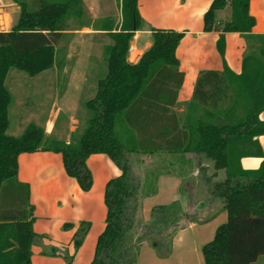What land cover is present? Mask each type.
<instances>
[{"label": "trees", "instance_id": "16d2710c", "mask_svg": "<svg viewBox=\"0 0 264 264\" xmlns=\"http://www.w3.org/2000/svg\"><path fill=\"white\" fill-rule=\"evenodd\" d=\"M14 1L21 5L20 18L11 30H0V264H31L37 236L34 206L29 203V185L18 179V158L21 153L40 150L62 153L67 174L84 191L93 186L87 165L92 154L105 153L120 167L122 174L106 187L107 225L90 264H137L147 232L134 238L131 235L138 209L144 206L142 198L150 193L142 190L143 178L133 170L131 151L141 150L138 146L127 148L116 127L139 102L176 103L184 80L176 50L184 32L152 28V47L138 63H132L128 59L130 42L144 28V19L138 0H118L121 23L116 24L112 17L100 20V29L106 30L114 43L104 49L108 73L99 80L96 96L87 102L89 115L84 131L67 143L31 123L22 135L13 136L7 132L13 100L7 85L11 70L34 77L63 67L65 60L58 54L60 41L69 33L67 21L72 11L79 17L84 14L83 0ZM227 8L230 17L219 19V13ZM255 25L250 0H214L204 16L205 31L220 32L218 49L224 58L226 33L239 32L247 41L242 72L231 71L226 61L223 71H202L188 106L191 111L199 107L205 110L191 133H185L186 137L191 135L192 149L211 160L217 171H224L222 181H209L210 192L220 199L228 219L218 227L214 239L203 246L205 264H252L264 255V159L257 170H247L242 165L246 156L264 158L257 139L264 135L260 118L264 111V34H255ZM169 87L174 96L168 102ZM4 198L11 203L5 204ZM12 203L21 206L12 208ZM162 207L152 209L153 216L162 215L156 224L166 221L174 206ZM88 229L89 224H85L77 231L76 249Z\"/></svg>", "mask_w": 264, "mask_h": 264}, {"label": "crops", "instance_id": "0c3cea01", "mask_svg": "<svg viewBox=\"0 0 264 264\" xmlns=\"http://www.w3.org/2000/svg\"><path fill=\"white\" fill-rule=\"evenodd\" d=\"M0 1L9 5L11 0ZM213 1L138 0L144 28L138 30L130 42V62L138 63L152 47V28L184 32L176 50L179 69L184 74L176 103L171 106L164 101H154L153 104L151 101L139 102L129 117H125L116 127L118 136L127 148L138 146L141 150L131 151L134 172L140 176L145 172L157 176L153 183L146 180V174L142 177V190L154 185L151 188L153 193L143 199L144 209L150 202L153 208L165 199L168 204L180 201L183 206L194 208L199 200L204 211L215 207L218 199L210 192L209 180L222 181L224 171H217L211 160L194 151L191 135L186 137L185 134L191 133L196 119L205 110L199 107L191 111L188 106L202 71H223L226 61L231 71L236 74L242 72L247 41L239 32L226 33L225 58L221 55L218 49L220 32L204 29V16ZM83 3H86L95 19L114 15L119 10L116 0H83ZM230 14L227 8L218 17L228 19ZM250 14L256 18L253 32L264 34V0H250ZM100 28L84 25L71 31L73 53L71 58H66L61 73V78L67 84L61 87L62 92L56 101L58 109L66 112L70 119L61 139L67 143L79 128L81 118L87 117V102L96 96L99 80L108 73L104 49L114 41L106 30ZM167 92L168 102L172 101L174 90L169 87ZM166 108L171 110L167 111ZM260 118L264 122V111ZM49 125L47 132L51 131ZM257 139L264 155V135ZM263 159L257 156L243 157V168L257 170ZM18 161V179L29 185V203L34 206V231L37 236L32 246L31 264H90L98 239L107 225L106 187L110 180L122 174L120 167L105 153L92 154L87 165L93 175V186L91 190L84 191L78 181L67 174L62 153L51 150L25 152L19 155ZM212 211L204 221L195 219L194 223L189 222L179 230L174 247L181 245L187 229L214 221L219 224L227 221L228 214L222 210L221 201L220 208ZM65 224L69 226L65 227ZM85 224H89V229L82 245L76 249L75 235ZM140 261L142 263L139 259L137 264ZM260 261H264V255L252 264H259Z\"/></svg>", "mask_w": 264, "mask_h": 264}, {"label": "rangeland", "instance_id": "374dc122", "mask_svg": "<svg viewBox=\"0 0 264 264\" xmlns=\"http://www.w3.org/2000/svg\"><path fill=\"white\" fill-rule=\"evenodd\" d=\"M116 4L119 8L118 13L115 12L114 15L108 17H112L116 24H120L122 14L118 0H116ZM21 9V5L14 0L9 1V5L5 1H0V30H11L20 18ZM83 11L82 17L76 15V11H72L67 21L69 33L59 43L60 52L58 58L64 59L65 64L66 58H71L73 53V33L71 31L77 30L86 24L97 27L101 24V19H95L88 11L86 3H83ZM62 70L63 67L57 66L34 77L17 69L11 70L7 78V85L13 95L12 105L9 110L10 125L7 130L8 134L13 136L22 135L31 123H35L44 128L49 136L59 138L58 140L62 139L63 132L69 126L70 121L66 112L60 111L58 105H56L57 98L62 92L61 87H65L67 84L65 79L61 78ZM88 115L87 112V117L81 118L79 128L72 134L71 140L76 139L84 131ZM49 124H51V131L47 132ZM44 146H49V144L44 143ZM142 174L141 177H144L146 172ZM156 177L150 172L146 174V178L152 183L156 181ZM213 182L215 181L211 180V184ZM153 186L148 185L147 193H153V190H151ZM4 200L5 204L11 203V200L8 201L7 198H4ZM166 201L167 199L160 200L158 206H164L162 208L169 205L174 206L172 207L173 211L167 217V220L160 224H156V222L161 219L162 215L153 216L152 205L150 207L151 202L147 204L146 209L141 206L138 209L136 226L131 236L134 238L147 232L146 238L140 246L138 261L139 259L142 260L140 264H205L202 248L214 239L216 231L221 225L217 221L187 229L184 233L186 238L184 237V240H181V245L174 247V243L178 241L176 237L178 231L183 229L189 222L194 223L195 219L198 222L200 219L204 221L213 212L212 210L220 208L219 199L216 200L215 207H212V209L206 208L204 211L202 210L203 207L199 205V200L194 208H188V205L183 206L180 201L170 204ZM11 206L12 208H17L21 204L14 205L12 203ZM162 218L165 220V217ZM152 256L155 257L152 258ZM260 262L259 264H264V261Z\"/></svg>", "mask_w": 264, "mask_h": 264}]
</instances>
